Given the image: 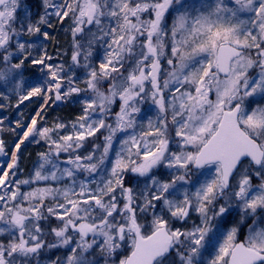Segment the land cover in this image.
I'll list each match as a JSON object with an SVG mask.
<instances>
[{
    "label": "snow or ice",
    "instance_id": "1",
    "mask_svg": "<svg viewBox=\"0 0 264 264\" xmlns=\"http://www.w3.org/2000/svg\"><path fill=\"white\" fill-rule=\"evenodd\" d=\"M43 3L44 15L25 23L17 16L19 0H0V85L18 94L17 107L32 97H44L47 105L72 94L91 95L81 101L82 115L67 135L60 134L67 128L62 123L40 127L43 105L26 130L17 121L23 135L10 162L0 164V264H40L42 251L53 248L68 254L50 264H99L89 258L96 248L104 264H264V217H257L264 209V104L253 106L256 97L264 99V0ZM52 16L72 20L71 61L85 70L83 89L71 69L51 63L46 50L33 57L35 44L20 39L42 34L48 40L42 26L53 27ZM96 44L104 51L98 68L91 63ZM165 57L170 70L161 84ZM28 60L44 79L24 94ZM117 96L120 109L108 123ZM145 97L158 117L149 120V130L136 133L137 101ZM169 112L179 151H170ZM101 130L107 132L102 151L94 144L92 152L78 154ZM117 133L126 135L112 159ZM37 136L49 150L38 154L31 179H13L22 145ZM60 153L69 154L64 167L57 162ZM7 154L0 140V156ZM160 165L171 170L170 180L152 175ZM126 172L145 178L143 188L125 186ZM79 173L85 179L77 181ZM253 175L261 181L256 187ZM41 181L65 184L31 187ZM21 185L30 190L21 191ZM233 203L242 219L252 220L242 240L238 225L222 231ZM193 209L199 223L183 230L172 226L173 220L186 223ZM149 210L150 222L142 223ZM52 217L56 226L46 232L44 222ZM120 249L125 254L116 260ZM173 250L176 258L168 260Z\"/></svg>",
    "mask_w": 264,
    "mask_h": 264
},
{
    "label": "rangeland",
    "instance_id": "2",
    "mask_svg": "<svg viewBox=\"0 0 264 264\" xmlns=\"http://www.w3.org/2000/svg\"><path fill=\"white\" fill-rule=\"evenodd\" d=\"M54 2L55 3H62L63 0H54ZM187 2L190 4L191 3H198L199 0H187ZM38 4H39L38 9L35 11L36 17H35V19H33L30 6L25 4V0H19V11L17 13L18 18L23 19L25 21V23L28 22L29 18L33 22L38 20V18L41 15H44V12H45L43 0H38ZM49 11H51V9H49ZM56 20H57L56 17L52 16L50 19L51 24L53 25L54 23H56ZM171 20H172V17L169 16L168 17V25L169 26L171 25ZM58 23H59L58 26L61 30V34H58V35L61 39L57 40V42L55 43V47L53 46V44H51V45L48 44L51 42L44 40L42 34H37V35H33V36H28L27 34H24L22 37H20V39L23 41H29L30 40L35 44V47L31 50V55L33 57L37 56V54H38L37 50H41V51L45 50L44 46L50 45L51 48L54 49L53 54L50 55L52 57L51 63H54V64L62 63L66 70L71 69L72 71H69L68 74L72 75L74 73L75 78H76V86L78 84V85L82 86V89H83L85 87V84H84V80L86 77L85 70L83 69V67L73 66L72 61H71V55H72V51H73V48H72L73 37H72V33H71L72 20L66 19L63 23H61L60 21ZM47 28H49V27H47V25H43L42 31H47ZM51 28H49V30ZM62 48L64 51L68 50V52L66 54H64L63 56H62L63 51L61 52V55L59 54V50ZM166 51H167V54L170 55V49H168ZM103 57H104V51H103V48L101 47V45L100 44L94 45L93 57L91 58V63L93 64V66L98 68L99 63L103 59ZM81 62H83V61H81ZM161 68H162V71H161V75H160V82L162 84L167 71L170 70L168 65H167V58L166 57L162 60ZM44 71L46 72L47 70L45 69ZM258 71H259L258 68L252 70L253 74H255ZM126 74L127 73L125 72V75ZM22 79L24 81V94H26V92L29 88V85H34L38 81L42 82L44 79V76L42 75L40 67L32 65L30 60H28L24 63V65L22 67ZM77 87H79V86H77ZM147 87L150 90L151 85L148 84ZM106 89H107V84H104L103 90L106 91ZM86 95H91V94L81 92L79 94H72L67 99H62L60 101H56L55 103L51 102L49 104V106L54 108V113L52 115L48 116V117H51L52 119L48 118V121L44 120V127H52L56 123H62L64 125H66L67 128L60 130L61 135H67L70 132H72L73 122H75L77 120V118L80 115H82L83 105L81 104V101L85 98ZM170 95H171V93H169V96ZM5 96L7 98L3 99V97H5ZM40 98L41 97H32L29 100L24 101L23 104H21L24 107H22L21 105L19 107H17L18 94L11 90L10 85L7 87L0 85V105H2V106H0V140L4 141L5 146H6V152L8 153L7 156H0V164H3L4 160L9 161V159H8L9 155H10L9 151H10V148L13 147L12 145L14 142V138H16L21 132V130L19 128H17V121H21L22 124L25 123L28 114L32 110V106L35 105V102L38 103L40 101L39 100ZM210 98L215 99L214 93L210 94ZM53 100H54V97H53ZM120 103L121 102L119 100V97L117 96L114 99V102L111 106L112 110L114 108H116V110L111 111V113L108 115V120H107L108 123H114L115 117H112V115H113L112 113L115 114L116 112L119 111ZM257 103L264 104V99H260L259 97H256L253 100V106H255V104H257ZM137 107L140 108V112L136 114V126H135L134 131L136 133H139L142 130L143 131L149 130V128H148L149 120L155 121L157 119L158 110H157L156 106L152 103L150 97H145L143 102L137 101ZM47 113H48V110H47ZM44 116H45V112H44ZM167 118L169 121L170 136L172 137V143L170 145V151H179V149L176 145V142H175L176 138L174 136V128L171 125V113L170 112L167 114ZM25 129H26V127H25ZM132 132H133V129L127 130V134H132ZM106 134H107L106 130H101L95 136L88 137L86 139V141L84 142L83 147L81 149L77 150V153L80 155H84V154H82L84 150H85V152L92 151L94 144H99L101 151H102L103 143H104V136ZM22 135H23V133L21 132V134L19 136H22ZM125 135L126 134H124V133H117L118 139L114 140V147L110 152V157L112 159L115 158L116 150H118L119 146H120V140H123L125 138ZM54 138H58V137H54ZM25 144H28V141L22 145V147H23L22 151H25L24 153L26 154L27 151L25 149L26 148ZM34 146H36V148L34 149L36 152V156L34 154L33 158H31V159H28L31 155L28 156L27 159H25V154H23L22 158H20L21 157L20 156L19 161H18V168L16 170V176L13 179H19V180L31 179L33 173L35 172V170H36V168L40 162L38 154L41 152H46L49 150V144L43 140L41 142L39 141V143H37L35 141L34 143L31 144V147H34ZM86 147H88V148L85 149ZM98 155H99V153H97V156ZM68 156H69L68 153H60L59 160L57 162L60 164L61 167L66 166L63 162L68 159ZM10 160H11V155H10ZM3 166L6 167V165H3ZM107 167L110 168L111 164L108 163ZM212 172H214V169H212ZM0 174H2V173H0ZM152 175H155L162 180H170L172 178L171 177V170L165 168L163 165H160L158 168L154 169L152 172ZM210 176H211V174H210ZM125 178H128L126 180V182L130 179L129 185H131V186H129V187L143 188L144 184L146 183L145 178L139 177L138 175L133 174V173L129 174V172L125 173ZM255 178H256V181H255L256 183L253 182L254 187L258 186L261 183L259 177L256 176ZM83 179H85V174H83V173L77 174V181H80ZM203 179H204V177H201V180H203ZM233 182H235V178H234ZM45 183L53 184L54 186H58V187L62 188V187H64L65 181H61L58 185H56L55 182H51V181H49V182L41 181L38 184H35V183L32 184L31 187L44 186ZM125 186H127V185H125ZM29 190H30V186L21 185V191H29ZM190 191H194V188H190ZM180 198L182 199V197H180ZM217 207H218V205H217ZM156 212L157 213L160 212L159 206L157 207ZM257 217H264V209H258L257 210ZM150 220H151V210H149L148 214L141 215V222L142 223H144L146 221L150 222ZM251 222H252L251 218H243L242 219L239 207L236 206L235 203H233L232 206L230 207L229 213L227 214V216L225 218V221L222 223V231L226 232L233 225H238L239 226L238 235L241 234L242 239H243L244 236L246 235L247 231H248V225ZM180 223L184 226L183 229L189 228L194 223H199V215L193 209L191 211L190 216L188 217L186 223L179 221V220H173L172 226L174 228H177L178 224H180ZM44 226H45L46 232L50 227L56 226L55 217H52L50 221L44 222ZM45 239L47 241L54 242V237H52L51 235L45 236ZM209 251H212V250L210 249ZM67 254H68V252L65 248L45 249L44 251H42V253L39 257L40 264H50L51 261H55L57 258L63 259ZM124 254H125V251L123 249H120V250H118L117 255L113 258L118 260ZM205 255L207 257L208 254L206 253ZM89 258L98 260L99 264H104L103 257L100 256L98 248H96L94 251L90 250ZM174 258H176L175 257V250L172 251V253L168 257V260H172ZM165 264H167V261L165 262Z\"/></svg>",
    "mask_w": 264,
    "mask_h": 264
},
{
    "label": "trees",
    "instance_id": "3",
    "mask_svg": "<svg viewBox=\"0 0 264 264\" xmlns=\"http://www.w3.org/2000/svg\"><path fill=\"white\" fill-rule=\"evenodd\" d=\"M25 4H27L28 6H30L31 13H32V18L35 19V17H36L35 11L38 9V5H39L38 4V0H25ZM58 22H59V20H56V23L53 24V27L50 30H49V28H47V32L49 33V39L47 41L51 42V43H48V44H50V45L53 44L54 47H55V43L57 42V40L58 39L59 40L61 39L59 37V35H58V34H61V30H60V28L58 26L59 25ZM50 45H45L44 47H45V50L48 52V54L49 55H52L54 49H52ZM61 52H62V56H63L64 54H66L68 52V50H65L64 51L63 48H62V49L59 50V54L60 55H61ZM109 83H110V81H109ZM77 86H79L80 88H82V86H80L78 84H77ZM39 100L40 101L38 103L35 102V105L32 106L31 112L28 114L25 123H23V125H25V127H26V125H28V124L31 123L32 117L35 116L38 111H41L42 105L44 106L43 107V119L40 120V127H44V120L48 121V118L49 119H52L51 117H48V116H50V115H52L54 113V108H52V107L49 106V104L51 103V101L47 105H45L44 104V97H41ZM21 106L24 107L23 105H21ZM47 110H48V113H47ZM115 110H116V108H114L112 111H115ZM44 112H45V116H44ZM112 114H113L112 117H115V114L114 113H112ZM21 132H20V134H21ZM18 136L16 138H14V142H18ZM36 140H39L40 142L42 141V140H40V138L38 136L34 140L28 141V144H25V147H26L25 149H26L27 152L25 154L24 153L25 151H22L23 150V147H22L21 150H20V152H19V157L21 156L20 158L23 157V154H25V159H27L28 156H30V155L31 156L28 159L33 158L34 154L36 156V152L34 150L36 148V146L31 147V144L34 143ZM14 142H13V145H12L13 147L10 148V151H9L10 152L9 153L10 155H11V151L14 149ZM87 148L88 147H86L85 149H87ZM90 152H92V151H90ZM90 152H85V150H84L82 154L86 155L87 153H90ZM10 155H9V158H8L9 161H10ZM127 179L128 178H125V185L131 186V185H129V180L130 179L126 182Z\"/></svg>",
    "mask_w": 264,
    "mask_h": 264
},
{
    "label": "flooded vegetation",
    "instance_id": "4",
    "mask_svg": "<svg viewBox=\"0 0 264 264\" xmlns=\"http://www.w3.org/2000/svg\"><path fill=\"white\" fill-rule=\"evenodd\" d=\"M131 172H129V174H130ZM256 176L255 175H253V177H252V182H254V183H256L255 181H256V178H255ZM177 228H184L183 227V225L180 223V224H178V226H177ZM238 239L239 240H242V235L241 234H239L238 235Z\"/></svg>",
    "mask_w": 264,
    "mask_h": 264
}]
</instances>
